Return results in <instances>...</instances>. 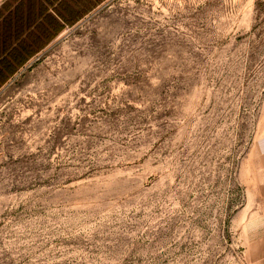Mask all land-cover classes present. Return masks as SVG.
Wrapping results in <instances>:
<instances>
[{
	"label": "rangeland",
	"instance_id": "obj_1",
	"mask_svg": "<svg viewBox=\"0 0 264 264\" xmlns=\"http://www.w3.org/2000/svg\"><path fill=\"white\" fill-rule=\"evenodd\" d=\"M263 135L264 0H108L0 90V264H264Z\"/></svg>",
	"mask_w": 264,
	"mask_h": 264
},
{
	"label": "crops",
	"instance_id": "obj_2",
	"mask_svg": "<svg viewBox=\"0 0 264 264\" xmlns=\"http://www.w3.org/2000/svg\"><path fill=\"white\" fill-rule=\"evenodd\" d=\"M108 0H2L0 90L67 30ZM261 145L264 148V135Z\"/></svg>",
	"mask_w": 264,
	"mask_h": 264
}]
</instances>
